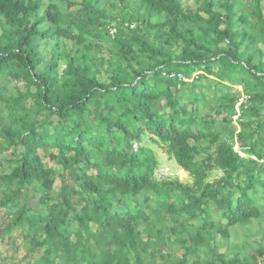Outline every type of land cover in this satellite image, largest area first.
<instances>
[{
    "label": "trees",
    "instance_id": "1",
    "mask_svg": "<svg viewBox=\"0 0 264 264\" xmlns=\"http://www.w3.org/2000/svg\"><path fill=\"white\" fill-rule=\"evenodd\" d=\"M196 3L0 0V264L264 259L217 240L264 216V0Z\"/></svg>",
    "mask_w": 264,
    "mask_h": 264
},
{
    "label": "rangeland",
    "instance_id": "2",
    "mask_svg": "<svg viewBox=\"0 0 264 264\" xmlns=\"http://www.w3.org/2000/svg\"><path fill=\"white\" fill-rule=\"evenodd\" d=\"M104 3L109 1V0H102ZM183 7L185 9H190V10H196L199 6L196 3V0H181ZM95 42V41H94ZM43 53L45 56L46 61H49V57H50V51H51V47H46L43 46ZM68 50H70V47H68ZM95 54L99 57H105L106 59H109V54L106 51H102V52H95ZM211 78H215L213 76H211ZM100 79L103 82H108L107 76L106 74H102L100 75ZM217 79V78H215ZM226 87L228 88V91L231 93H238V92H243V89L241 86H233L229 83L225 84ZM215 90H211L210 92H207L209 98L213 99L215 97ZM217 97H221L220 94L216 95ZM216 104L217 101L216 100H211L210 103H208L207 107H206V112L207 114H209L210 116L214 117V118H218V120H221L222 118L226 117L229 118L227 115H224L222 117H218L216 114ZM237 105V109L238 111H241L240 105ZM241 113V112H239ZM231 126H233L236 130L239 131L240 125H239V114L237 116H235L233 118V123L231 124ZM149 145V144H148ZM151 146V145H149ZM202 146L204 148H208V144L204 143L202 144ZM152 148H154V150L156 151L159 161H160V169L157 171L156 173V178L157 179H163L165 177H169L172 180H179L180 182L184 183V184H191L192 183V179L190 177V175L188 173H186L184 170H182L176 163L175 161L171 160L166 154L163 153V151L159 148H157L156 146H152ZM235 150L242 156V157H247L250 158V156H248L245 152V150H242L238 145L235 146ZM213 152V151H212ZM53 165V164H52ZM58 174H60L62 172V169L60 167H56ZM220 176V172H215L213 177H219ZM61 185V180L59 179V181L57 182L56 187L59 188ZM262 214H264V205L262 207ZM230 233L232 236L231 241L229 242H224L222 243V246H227L230 248H233L234 250H240V248L238 247V245H243V243L247 242L249 247L252 248L256 247L254 243H263L262 242V238H264V216L263 219H255L253 220L250 224L248 225H238L235 227H232L230 229ZM144 238L146 239V234H144ZM1 246V243H0ZM1 248V247H0ZM11 250V249H10ZM9 256L11 255V252H9L8 254ZM25 253L23 251H19L18 254H15L12 256H10L9 261H11V259L16 260V262L20 263L23 262V258H24ZM15 261L11 262L16 263ZM25 263V262H23ZM159 264H163V263H159Z\"/></svg>",
    "mask_w": 264,
    "mask_h": 264
},
{
    "label": "crops",
    "instance_id": "3",
    "mask_svg": "<svg viewBox=\"0 0 264 264\" xmlns=\"http://www.w3.org/2000/svg\"><path fill=\"white\" fill-rule=\"evenodd\" d=\"M217 240H218V244L220 245V250L219 251L222 252V253H227L228 252L230 255H233L236 252H241L242 255L247 254L248 256H250L252 251H254V250H256L258 248V244L257 243H254L256 247L252 246V248H251V247H249L248 243L245 242V243H243V245H238L240 250H234L233 248H230V246L229 247L222 246V243H224V242L222 240H220L219 237L217 238ZM259 264H264V259L262 261H260Z\"/></svg>",
    "mask_w": 264,
    "mask_h": 264
},
{
    "label": "built area",
    "instance_id": "4",
    "mask_svg": "<svg viewBox=\"0 0 264 264\" xmlns=\"http://www.w3.org/2000/svg\"><path fill=\"white\" fill-rule=\"evenodd\" d=\"M115 33H117V30L112 28V29L110 30V33H109V34L114 38V37L116 36ZM248 99H249L248 96L243 95V96L240 98L238 104L241 105V104L245 103Z\"/></svg>",
    "mask_w": 264,
    "mask_h": 264
}]
</instances>
